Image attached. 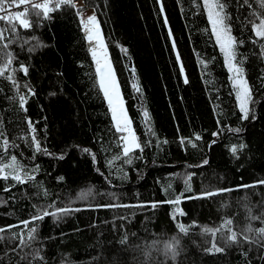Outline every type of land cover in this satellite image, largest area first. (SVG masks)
I'll use <instances>...</instances> for the list:
<instances>
[{
    "label": "trees",
    "instance_id": "1",
    "mask_svg": "<svg viewBox=\"0 0 264 264\" xmlns=\"http://www.w3.org/2000/svg\"><path fill=\"white\" fill-rule=\"evenodd\" d=\"M84 1L95 12L141 149L134 150L131 165L123 163L120 134L99 91L78 11L53 3L48 18L32 14V26L16 22L15 32L0 21V65L4 52L13 58L0 76V167L15 156L32 177L23 184L0 179V264H138L140 245L166 252L173 240L179 241L176 264H264L259 244L228 242L227 229L216 237L203 231L229 220L237 234L251 236L247 228L264 227V185L257 183L264 181V46L246 19L260 14L257 0H249L252 7L233 0L229 9L253 90L246 120L202 0ZM33 136L46 152L35 151ZM239 185L249 187L236 190ZM84 193L90 195L80 199ZM177 195L175 207L159 203ZM102 205L121 206L97 207ZM65 207L81 211L32 223L42 208ZM22 221L37 227L28 247L14 238L28 239ZM212 243L225 250L210 254L205 250Z\"/></svg>",
    "mask_w": 264,
    "mask_h": 264
},
{
    "label": "snow or ice",
    "instance_id": "2",
    "mask_svg": "<svg viewBox=\"0 0 264 264\" xmlns=\"http://www.w3.org/2000/svg\"><path fill=\"white\" fill-rule=\"evenodd\" d=\"M55 9H60L62 6H71L77 7L74 3V0H0V13H5L4 15H0V21H5L10 26L5 31H16V22H18L19 26H22L24 29H28L32 26L29 16L32 14L37 15L38 17L43 15L44 18H48L50 12L53 11V5ZM233 0H202V7L204 9V13L207 16L208 24L211 28V36L215 39L216 44L218 45L220 52L224 58L225 67L228 69L230 76L229 79L232 83L233 91L235 92L237 106L239 108V112L241 114L240 119L246 120L249 118V113L251 111L249 105L254 103L253 99V90L251 89L248 80L245 78V69L243 67L245 58L238 52V48L244 44V41L238 39L236 36L232 34V24L233 17L231 12L229 11ZM25 6L23 11L11 12V9L15 7ZM240 7H252L249 3V0H239ZM257 7L259 9V15H257L256 11L250 13V18H246L248 24L250 25L251 33L262 42V46H264V0H257ZM160 12L163 14L164 8L161 6ZM78 15H82L78 13ZM165 24L168 23L167 19H165ZM81 23L86 32V38L91 42L95 41V45L89 49L92 59L95 64V76L96 81L99 85V91L103 94V98L108 106V111L111 115V119L113 122V126L117 133L120 134V140L122 142V155L124 157L123 163L131 165L133 163V152L136 149H141V144L138 142L135 132L132 130L131 124L132 121L129 119L127 111L124 107V101L119 91V86L116 81L115 73L112 69V66L107 57V49L101 38L99 25L97 22L96 16L88 15L85 19L81 20ZM171 36V33H169ZM4 39V34L0 31V40ZM253 43H256V40H253ZM3 48H7V44L3 45ZM175 48V45H173ZM5 61L3 65H0V76H3L7 71L8 67L12 63L11 54L4 52V56L2 57ZM179 60V57L177 58ZM21 71L27 73V68L23 65L21 66ZM181 73H183V68H181ZM12 79V77H9ZM188 81L185 80V83ZM139 92L140 89L137 88ZM25 96L19 97V107L21 109L24 108L25 105ZM144 117H148L147 111L143 113ZM29 129L31 131H35L32 128L31 124H29ZM236 131H239L237 129ZM217 135V133H213V136ZM0 137H3V132L0 131ZM197 140L200 139V136L195 137ZM183 142V141H182ZM5 146L7 145V141L4 142ZM32 144L35 147L36 152L44 151L46 149H41V146L35 136H33ZM240 148H243L244 145H239ZM85 153L88 152V149L83 150ZM230 151L233 155L236 154L237 148L233 146ZM63 155L60 159H63ZM120 157L117 156L116 159ZM95 159V157H93ZM111 164L112 161H109ZM204 163H207L205 161ZM35 170V169H34ZM0 179L5 181L11 179L16 182V184H23L25 181H30L32 177L28 174L27 170L23 168L21 164L17 161L15 156L10 158V162L4 164L0 167ZM63 179L62 177L60 178ZM259 185H264V181L257 182ZM15 186V185H13ZM170 187V186H169ZM249 187L247 185H239L236 190H240L242 188ZM185 188L186 191H191L190 186V176L185 179ZM7 191V189H5ZM223 191H231V189H221ZM214 192H206L203 195L210 197L215 195ZM90 193L81 194V199L86 198ZM198 197L189 196L187 199H195ZM181 202V195H177L174 200L159 202V203H170L173 207L179 205ZM121 205H102L97 207H118ZM151 207L153 209L157 208V203H152ZM81 211L79 208H56L55 211H50L47 208H42L39 212L33 215L32 223L38 224V222H42L46 217L53 216L57 220L62 219L64 216L70 215L73 212ZM179 215H184L181 211ZM173 218H176L175 215ZM251 219H258L255 216H252ZM22 224L26 228H28V239L25 240L19 237V234H14V238L19 240L20 245H24L25 247L29 246V241H34L37 236V227H29V221H22ZM261 223H264V218H261ZM232 221H226L221 225L220 228L210 229L205 228L203 231L205 233H210L213 237H216L218 232H221L227 229L228 235L224 237L228 242L238 243L241 239L245 243H254L259 244L262 248H264V227L253 229L249 227L246 229L247 233H251L252 235L245 234H237L230 227ZM11 227V226H9ZM179 231L181 233H186L187 229L183 224H180ZM5 231V229L0 228V232ZM257 237L259 239H257ZM2 239V237H0ZM123 243V240H121ZM179 243L178 240H173L170 242H166L165 249L166 252H170L173 256L176 255V246ZM19 246V245H17ZM225 249L223 247L218 246L216 243H212L211 247L206 249L205 251L211 253H221Z\"/></svg>",
    "mask_w": 264,
    "mask_h": 264
},
{
    "label": "clouds",
    "instance_id": "3",
    "mask_svg": "<svg viewBox=\"0 0 264 264\" xmlns=\"http://www.w3.org/2000/svg\"><path fill=\"white\" fill-rule=\"evenodd\" d=\"M138 249V264H163L165 260H171L172 264H176V257L170 252L160 251L159 253L155 251H149L148 247L145 245H140ZM159 256V260L157 259Z\"/></svg>",
    "mask_w": 264,
    "mask_h": 264
},
{
    "label": "built area",
    "instance_id": "4",
    "mask_svg": "<svg viewBox=\"0 0 264 264\" xmlns=\"http://www.w3.org/2000/svg\"><path fill=\"white\" fill-rule=\"evenodd\" d=\"M42 2V0H40ZM74 3L77 5V7H73L78 13H81L82 15H79V20L81 22L82 19H85L88 15H95V12L91 8L85 7V1L84 0H74ZM25 6L20 7H13L11 9V12H14L15 10H19L20 8H24ZM5 13H0V15H4Z\"/></svg>",
    "mask_w": 264,
    "mask_h": 264
},
{
    "label": "rangeland",
    "instance_id": "5",
    "mask_svg": "<svg viewBox=\"0 0 264 264\" xmlns=\"http://www.w3.org/2000/svg\"><path fill=\"white\" fill-rule=\"evenodd\" d=\"M100 30V29H99ZM83 32H84V35H85V37H86V32H85V30H84V27H83ZM100 35H101V33H100ZM101 38H102V36H101ZM102 40H103V38H102ZM215 40V39H214ZM86 41H87V47H88V51H89V49L91 48V47H93L94 45H95V41H89L87 38H86ZM104 42V41H103ZM105 44V43H104ZM218 46V45H217ZM219 48V47H218ZM89 55H90V57H91V59H92V56H91V53H90V51H89ZM223 56V55H222ZM107 57H108V60H109V62H110V64H111V66H112V63H111V61H110V57H109V55H108V51H107ZM92 61H93V59H92ZM93 64H94V61H93ZM94 68H95V64H94ZM112 69H113V67H112ZM227 69V68H226ZM114 71V70H113ZM227 71H228V69H227ZM228 73H229V71H228ZM229 76H230V73H229ZM115 77H116V75H115ZM116 81H117V78H116ZM117 84H118V81H117ZM231 85H232V83H231ZM119 86V85H118ZM119 91H120V87H119ZM120 94H121V92H120ZM122 96V95H121ZM107 104V103H106ZM108 107V106H107ZM125 107V106H124ZM132 127V126H131ZM133 130V129H132ZM121 141V140H120ZM122 143V142H121ZM79 198V197H78ZM81 199V198H80ZM84 200V199H83ZM79 202H82L81 200L79 201Z\"/></svg>",
    "mask_w": 264,
    "mask_h": 264
},
{
    "label": "water",
    "instance_id": "6",
    "mask_svg": "<svg viewBox=\"0 0 264 264\" xmlns=\"http://www.w3.org/2000/svg\"><path fill=\"white\" fill-rule=\"evenodd\" d=\"M130 71H131V72L133 71V68H132V66H130ZM0 175H2V174H0Z\"/></svg>",
    "mask_w": 264,
    "mask_h": 264
}]
</instances>
